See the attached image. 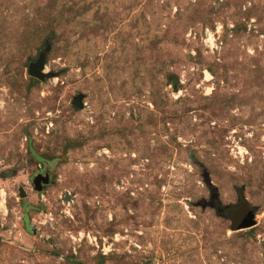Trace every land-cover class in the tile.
Here are the masks:
<instances>
[{
	"label": "rangeland",
	"instance_id": "1",
	"mask_svg": "<svg viewBox=\"0 0 264 264\" xmlns=\"http://www.w3.org/2000/svg\"><path fill=\"white\" fill-rule=\"evenodd\" d=\"M1 194L0 264H264V0H0Z\"/></svg>",
	"mask_w": 264,
	"mask_h": 264
},
{
	"label": "water",
	"instance_id": "2",
	"mask_svg": "<svg viewBox=\"0 0 264 264\" xmlns=\"http://www.w3.org/2000/svg\"><path fill=\"white\" fill-rule=\"evenodd\" d=\"M49 50V47L41 49L38 54V57L35 61L31 62L28 66V74L30 77L36 78L40 81L49 79L55 76V73L46 71L45 62H46V54ZM73 105L77 108L82 107L81 98L78 97L73 101ZM50 174L49 173H39L37 174L32 183L34 185L35 191H42L45 185L50 184ZM25 196V192L21 190V197ZM255 225L254 214L248 213L241 221L236 225V229L243 228H252Z\"/></svg>",
	"mask_w": 264,
	"mask_h": 264
},
{
	"label": "built area",
	"instance_id": "3",
	"mask_svg": "<svg viewBox=\"0 0 264 264\" xmlns=\"http://www.w3.org/2000/svg\"><path fill=\"white\" fill-rule=\"evenodd\" d=\"M211 37L209 36V39ZM7 209H6V205H5V197L4 195H0V214H2L3 216L6 215Z\"/></svg>",
	"mask_w": 264,
	"mask_h": 264
},
{
	"label": "trees",
	"instance_id": "4",
	"mask_svg": "<svg viewBox=\"0 0 264 264\" xmlns=\"http://www.w3.org/2000/svg\"><path fill=\"white\" fill-rule=\"evenodd\" d=\"M32 82H37L38 80H36L35 78L31 77L30 78Z\"/></svg>",
	"mask_w": 264,
	"mask_h": 264
},
{
	"label": "flooded vegetation",
	"instance_id": "5",
	"mask_svg": "<svg viewBox=\"0 0 264 264\" xmlns=\"http://www.w3.org/2000/svg\"><path fill=\"white\" fill-rule=\"evenodd\" d=\"M45 173H47V172H44V171H43V173H42V174H45Z\"/></svg>",
	"mask_w": 264,
	"mask_h": 264
}]
</instances>
